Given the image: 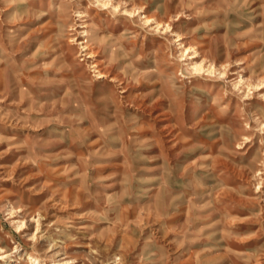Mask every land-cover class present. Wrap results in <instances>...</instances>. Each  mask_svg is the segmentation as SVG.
<instances>
[{"label": "rangeland", "instance_id": "374dc122", "mask_svg": "<svg viewBox=\"0 0 264 264\" xmlns=\"http://www.w3.org/2000/svg\"><path fill=\"white\" fill-rule=\"evenodd\" d=\"M110 1L0 0V264H264V0Z\"/></svg>", "mask_w": 264, "mask_h": 264}, {"label": "bare ground", "instance_id": "6f19581e", "mask_svg": "<svg viewBox=\"0 0 264 264\" xmlns=\"http://www.w3.org/2000/svg\"><path fill=\"white\" fill-rule=\"evenodd\" d=\"M97 3H98V5L99 6H102V7H104V9H108V8H113V10L114 11H119V5L118 4H112L111 3V1L110 0H95ZM123 11H124V13H123V15L124 16H127V17H131L133 14H134V12L135 11H130V10H128V9H123ZM82 12V11H81ZM140 15V14H139ZM119 16V15H118ZM144 22L146 23V24H149V25H151L152 24V19H150V18H146L145 16H144ZM155 23V22H154ZM160 27H161V23H159V22H157V24H156V30H159L160 29ZM83 36H85V37H88L89 35H88V32L87 31H83ZM91 38H90V40H98V42L99 41H101V39L100 38H98L97 37V35H96V33L95 34H93V36L91 35L90 36ZM177 40L176 41H181V38L179 37V36H177ZM87 39H89V37L87 38ZM179 45L181 46L182 45V43L180 42L179 43ZM86 49H87V47H86V45H83V50L84 51H86ZM188 52V48H184L182 51H181V60L180 61H187V60H193V59H196L198 56H199V53H198V51H195L194 50V52H193V54H189V53H187ZM88 57L90 58L91 57V55H88ZM146 67V66H145ZM187 68L191 71V74H201L202 72H204V71H206V72H208V73H210V74H212V73H214V70H213V66H212V64L211 65H209L206 69H205V65H203L202 63H197V62H195V61H192V62H189L188 64H187ZM223 74V73H222ZM186 75V74H185ZM221 75V74H220ZM100 77H103V75L102 74H100ZM206 79V78H205ZM200 80V79H199ZM202 80V79H201ZM240 81H241V79L239 80V82H237V84L239 85V83H240ZM236 84V85H237ZM248 87H249V85H248ZM256 88H258L259 87V85H256L255 86ZM241 89V87H239L238 88V90H240ZM199 100V99H198ZM40 214V213H39ZM37 217V216H36ZM35 219V218H34ZM39 219V218H38ZM18 228H20V233L21 232H25V230H26V226H25V224H24V222H22V224L18 227ZM34 238V237H33ZM32 238V239H33ZM17 249V248H16ZM0 251H1V254H0V261H2V260H4V259H6V258H8L9 256H8V253L7 252H5L2 248H0ZM16 251V250H15ZM48 251V250H47ZM28 258H29V260L32 262V261H36L37 259H35V258H33L31 255H29L28 256ZM38 261V260H37ZM39 262V261H38ZM9 263V262H8ZM14 264H20V263H14Z\"/></svg>", "mask_w": 264, "mask_h": 264}]
</instances>
